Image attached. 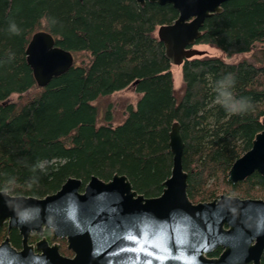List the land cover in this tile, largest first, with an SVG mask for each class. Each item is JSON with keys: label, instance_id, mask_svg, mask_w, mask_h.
I'll return each mask as SVG.
<instances>
[{"label": "trees", "instance_id": "obj_1", "mask_svg": "<svg viewBox=\"0 0 264 264\" xmlns=\"http://www.w3.org/2000/svg\"><path fill=\"white\" fill-rule=\"evenodd\" d=\"M177 11L170 5L135 0H0V191L42 198L68 178L107 181L125 175L133 190L159 196L169 177L170 127L179 124L187 196L196 203L221 193L264 200V176L252 173L231 183L233 162L250 149L264 116V0H228L206 18L195 44L219 50L227 62L198 56L181 65V89L156 36ZM73 56V65L43 88L26 63L25 49L37 31ZM81 56V57H80ZM82 58V61H77ZM231 73L232 95L249 108L225 109L217 82ZM132 87L139 95L125 119L112 126L110 111L99 124L95 101ZM11 95H17L12 100ZM21 247L16 229L0 227ZM51 242V230L43 234ZM39 239L31 235L29 242ZM60 253L71 255L65 240ZM220 249L209 256L216 257ZM260 264H264V253Z\"/></svg>", "mask_w": 264, "mask_h": 264}, {"label": "water", "instance_id": "obj_2", "mask_svg": "<svg viewBox=\"0 0 264 264\" xmlns=\"http://www.w3.org/2000/svg\"><path fill=\"white\" fill-rule=\"evenodd\" d=\"M170 4L177 18L156 30L170 65L201 56L193 48L206 18L221 13L228 0H135ZM26 63L38 87H45L73 65L72 54L57 46L51 34H32ZM262 130L251 147L231 165L227 180L243 181L252 173L264 176V116ZM172 156L169 177L159 196L145 197L133 190L125 175L107 181L91 176L83 185L68 178L60 188L42 198L13 196L0 191V227L16 229L21 247L9 237L0 242V264H260L264 253V200L219 195L192 202L187 196L183 170V140L179 124L170 127ZM38 205L39 214L21 222L19 214ZM52 232V243L42 237ZM41 238L29 243L31 235ZM64 239L71 256L59 251ZM220 248L216 257L209 254Z\"/></svg>", "mask_w": 264, "mask_h": 264}, {"label": "rangeland", "instance_id": "obj_3", "mask_svg": "<svg viewBox=\"0 0 264 264\" xmlns=\"http://www.w3.org/2000/svg\"><path fill=\"white\" fill-rule=\"evenodd\" d=\"M193 48L199 51L202 56L207 55V56L221 57L223 60L227 62H236L242 58H250L251 56V53H244V54L234 55L230 58H226L225 55L222 54L219 50L204 44H196L193 46ZM81 61L82 58H80L77 62L80 63ZM171 73L173 77V86L175 90L178 91L181 89V66L171 65ZM138 97L139 95L135 93L133 88L128 87L123 90L116 91L110 96L103 97L95 101L94 104H96L99 109V117H98L99 124H103L104 122H106L104 120L106 111H110L109 113L112 119V123H111L112 126L120 124L126 117L128 106L135 107ZM10 98L12 100H15L17 98V95H11ZM223 194L226 195L227 193H223ZM64 244L66 247V243Z\"/></svg>", "mask_w": 264, "mask_h": 264}, {"label": "clouds", "instance_id": "obj_4", "mask_svg": "<svg viewBox=\"0 0 264 264\" xmlns=\"http://www.w3.org/2000/svg\"><path fill=\"white\" fill-rule=\"evenodd\" d=\"M235 83L233 74L229 73L223 80L217 82V91L219 93V99L222 101L225 109L232 113H239L249 108L248 104L242 98H237L232 95L231 87ZM31 211H24L19 214L20 221L26 222L33 219L32 213L39 214V206H30Z\"/></svg>", "mask_w": 264, "mask_h": 264}, {"label": "flooded vegetation", "instance_id": "obj_5", "mask_svg": "<svg viewBox=\"0 0 264 264\" xmlns=\"http://www.w3.org/2000/svg\"><path fill=\"white\" fill-rule=\"evenodd\" d=\"M50 230V229H49ZM44 234V233H43ZM42 237H44L43 235H42ZM41 238V236H39V239ZM46 238V237H45ZM38 239V240H39ZM60 240V239H59ZM37 241V240H36ZM48 241V240H47ZM49 242V241H48ZM53 241H52V232H51V242H49L50 244L52 243ZM57 243L59 244V242H58V240H57ZM59 247H60V244H59ZM218 249V248H217ZM220 249V248H219ZM60 251V250H59ZM220 252H221V249H220Z\"/></svg>", "mask_w": 264, "mask_h": 264}]
</instances>
